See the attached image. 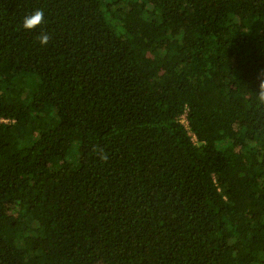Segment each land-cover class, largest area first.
Listing matches in <instances>:
<instances>
[{
    "label": "trees",
    "instance_id": "trees-1",
    "mask_svg": "<svg viewBox=\"0 0 264 264\" xmlns=\"http://www.w3.org/2000/svg\"><path fill=\"white\" fill-rule=\"evenodd\" d=\"M261 73L264 0H0V264H264Z\"/></svg>",
    "mask_w": 264,
    "mask_h": 264
},
{
    "label": "clouds",
    "instance_id": "clouds-1",
    "mask_svg": "<svg viewBox=\"0 0 264 264\" xmlns=\"http://www.w3.org/2000/svg\"><path fill=\"white\" fill-rule=\"evenodd\" d=\"M45 22V12L43 8L34 9L31 13L23 17L20 27L26 31H33ZM50 34L48 32H40L35 36V41L41 46H47L50 42ZM264 77V73H261ZM260 78V77H258ZM258 104L264 105V78H260L259 91L256 94ZM102 160H106V155L101 156Z\"/></svg>",
    "mask_w": 264,
    "mask_h": 264
},
{
    "label": "built area",
    "instance_id": "built-area-1",
    "mask_svg": "<svg viewBox=\"0 0 264 264\" xmlns=\"http://www.w3.org/2000/svg\"><path fill=\"white\" fill-rule=\"evenodd\" d=\"M5 120V119H4ZM180 121L185 124V126L187 125V120H186V117L185 115H182L181 118H180Z\"/></svg>",
    "mask_w": 264,
    "mask_h": 264
},
{
    "label": "rangeland",
    "instance_id": "rangeland-1",
    "mask_svg": "<svg viewBox=\"0 0 264 264\" xmlns=\"http://www.w3.org/2000/svg\"><path fill=\"white\" fill-rule=\"evenodd\" d=\"M199 5H201V8H203V6H204L202 3H199ZM260 78H262V77H260Z\"/></svg>",
    "mask_w": 264,
    "mask_h": 264
}]
</instances>
